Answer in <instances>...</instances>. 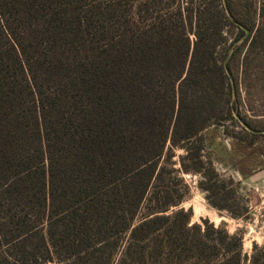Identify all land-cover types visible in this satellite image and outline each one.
<instances>
[{
  "label": "trees",
  "instance_id": "1",
  "mask_svg": "<svg viewBox=\"0 0 264 264\" xmlns=\"http://www.w3.org/2000/svg\"><path fill=\"white\" fill-rule=\"evenodd\" d=\"M261 21L230 0H0V264H264L178 209L194 174L247 218L217 200L204 132L240 116L225 61L239 98Z\"/></svg>",
  "mask_w": 264,
  "mask_h": 264
},
{
  "label": "rangeland",
  "instance_id": "2",
  "mask_svg": "<svg viewBox=\"0 0 264 264\" xmlns=\"http://www.w3.org/2000/svg\"><path fill=\"white\" fill-rule=\"evenodd\" d=\"M230 1L240 18L254 22L257 27L261 26L264 0ZM237 34L235 31L228 38L229 42L233 41L229 54L245 41V36L236 39ZM246 52L247 46L244 45L236 52L232 61V69L240 84V96L237 98L235 95L233 100L240 101L238 116L244 123L243 118L246 119L250 125H243L235 117V120L222 126L210 127L204 132V155L213 162L225 182V189L217 200L228 202L242 212L247 208V218L234 219L226 210L211 206L208 194L199 188L200 177L194 174L182 175L190 187V193L178 209L191 210L192 223L209 220L216 227L224 226L230 234H242L244 251L250 254L254 244L264 245V58L253 60L246 71L243 62ZM175 154V161H178L183 151L176 150Z\"/></svg>",
  "mask_w": 264,
  "mask_h": 264
},
{
  "label": "water",
  "instance_id": "3",
  "mask_svg": "<svg viewBox=\"0 0 264 264\" xmlns=\"http://www.w3.org/2000/svg\"><path fill=\"white\" fill-rule=\"evenodd\" d=\"M240 26H241V25H240ZM241 28H243V26H241ZM248 35H249V31L246 30L245 38H247ZM227 62H228V58H227V60L225 61V70H226L228 76L231 78V81H232V84H233V92H234V96H235V86H234V81H233V79H232V77H231V74H230L228 68H227ZM235 117H236L240 122H242L243 125H245V123L241 120V118H240L238 115H235ZM256 133H259V132H256Z\"/></svg>",
  "mask_w": 264,
  "mask_h": 264
}]
</instances>
